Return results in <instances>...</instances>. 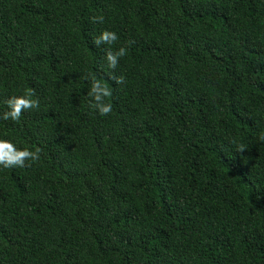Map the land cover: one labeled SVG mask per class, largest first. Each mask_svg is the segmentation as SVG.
Returning a JSON list of instances; mask_svg holds the SVG:
<instances>
[{"label":"trees","instance_id":"obj_1","mask_svg":"<svg viewBox=\"0 0 264 264\" xmlns=\"http://www.w3.org/2000/svg\"><path fill=\"white\" fill-rule=\"evenodd\" d=\"M19 96L0 264H264V0H0Z\"/></svg>","mask_w":264,"mask_h":264},{"label":"clouds","instance_id":"obj_2","mask_svg":"<svg viewBox=\"0 0 264 264\" xmlns=\"http://www.w3.org/2000/svg\"><path fill=\"white\" fill-rule=\"evenodd\" d=\"M99 19H102L99 18ZM117 40V35L115 32L102 31L100 35L94 39L93 43L98 45L100 41H105L111 44L113 41ZM125 49L123 47L119 48L115 52H107L106 60L109 67H114L117 62L118 57H122L125 54ZM90 95L95 102V108L100 115H106L111 111V105L104 101V97L108 95L107 90L99 83L93 82L91 86ZM8 111L3 113L0 119L8 120L11 119L16 121L21 115L22 109L26 110L29 108L36 107V101L29 99L27 96L11 97L7 102ZM264 139V137H261ZM27 159L36 161L38 159V153L36 151H29L27 149H18L8 140L0 139V167L10 168V167H24Z\"/></svg>","mask_w":264,"mask_h":264}]
</instances>
